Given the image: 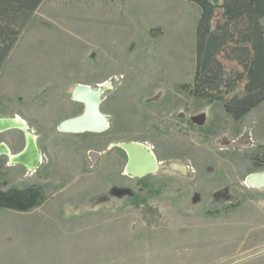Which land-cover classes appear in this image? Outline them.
Masks as SVG:
<instances>
[{"label":"rangeland","instance_id":"1","mask_svg":"<svg viewBox=\"0 0 264 264\" xmlns=\"http://www.w3.org/2000/svg\"><path fill=\"white\" fill-rule=\"evenodd\" d=\"M199 15L184 0L42 2L0 68V119L20 117L43 159L31 175L0 155V191L36 186L46 202L32 217L0 209V264H264V188L245 185L264 172V103L234 122L221 102L181 89ZM110 79L99 107L108 130L59 132L84 110L73 88ZM129 142L186 174L125 176L115 146ZM1 144L18 154L24 134L0 132ZM42 223L59 226L29 228ZM56 242L60 255L42 247Z\"/></svg>","mask_w":264,"mask_h":264},{"label":"trees","instance_id":"2","mask_svg":"<svg viewBox=\"0 0 264 264\" xmlns=\"http://www.w3.org/2000/svg\"><path fill=\"white\" fill-rule=\"evenodd\" d=\"M45 0H0V68L19 36ZM200 15L195 30V67L191 85L182 86L195 99L219 101L238 122L264 103V0H184ZM220 9L219 18L214 22ZM213 23V24H212ZM223 62L237 69L226 74ZM242 85V94H230ZM230 96V97H229ZM46 202L31 186L0 191V209L28 213Z\"/></svg>","mask_w":264,"mask_h":264},{"label":"water","instance_id":"3","mask_svg":"<svg viewBox=\"0 0 264 264\" xmlns=\"http://www.w3.org/2000/svg\"><path fill=\"white\" fill-rule=\"evenodd\" d=\"M81 92L82 97L75 98L74 94ZM106 90L102 91V94H98L97 91L92 90L90 87L85 86H75L71 93V98L73 101L78 102L83 105V113L75 118L65 120L58 125V131L65 134H101L108 129V122L104 115L99 111L101 104V97ZM27 129V128H26ZM21 132L25 137V147L27 144V135L32 137L30 132H26L25 128H20ZM33 138V137H32ZM5 146L0 145V154H4L2 149ZM116 148H119L126 155V164L124 167L125 176H128L133 179H142L150 175H154L159 170H168L171 172L178 173L180 175L186 174V167L179 163L170 162L167 165L160 164L154 154L143 144L129 142L116 145ZM6 149V147H5ZM8 149V148H7ZM8 151V150H7ZM9 152V151H8ZM24 152V151H23ZM20 153L21 154H23ZM7 155V153L5 152ZM4 154V155H5ZM17 157V155H12V158ZM8 165L10 166H21L27 172L35 171L39 162L34 166H26L25 164L19 162H12L11 158L7 156ZM246 185L250 189L260 190L264 188V172L262 173H253L246 178Z\"/></svg>","mask_w":264,"mask_h":264},{"label":"bare ground","instance_id":"4","mask_svg":"<svg viewBox=\"0 0 264 264\" xmlns=\"http://www.w3.org/2000/svg\"><path fill=\"white\" fill-rule=\"evenodd\" d=\"M78 86H85V85H77V87ZM85 87H89V86H85ZM110 89H112V83L106 82L105 84L103 83L102 85L98 86L96 89H92V90L97 91L98 94L101 95L103 90H106V92H107ZM102 96H100V97H102ZM74 97L75 98L77 97V98L80 99L82 97L81 92H79L78 94L75 93ZM74 102H76V101H74ZM76 103H78V102H76ZM20 128H22V129L25 128L26 132H28V130L26 129V123L20 117L16 116L15 118H12V119H8V118L0 119V132H6V131H10V130L21 131ZM31 135H32L33 138L32 137H28V135L26 137V139H27L26 147H24L23 150L20 152V153H22L24 151L23 154H21V155H20V153L15 154V155H17V157L14 156L15 158H12L11 152L9 151V149H7L6 145L3 144L6 147V149L4 147L2 149V152L4 154L6 152L7 155L6 154L5 155L4 154H0V155L1 156H5L6 158H7V156H9L11 158L12 162L13 161L14 162H19V163L25 164L26 166H32V165L34 166L35 164H37V162L40 161L41 154H39V152H38L36 137L33 134H31ZM120 144H122V143H120ZM120 144H118V145H120ZM110 147L112 148L113 145L110 146ZM93 161H95V160L93 159ZM245 185H246V181H245Z\"/></svg>","mask_w":264,"mask_h":264},{"label":"crops","instance_id":"5","mask_svg":"<svg viewBox=\"0 0 264 264\" xmlns=\"http://www.w3.org/2000/svg\"><path fill=\"white\" fill-rule=\"evenodd\" d=\"M18 131V130H17ZM38 148V147H37ZM38 152H39V150H38ZM39 154H40V152H39ZM44 204V203H43ZM42 204V205H43ZM42 205L41 206H39L38 208H35V209H33L32 211H30V212H28V213H22V214H26V215H30V216H28V217H32V216H34V214H36V213H38V214H40V211H39V209L42 207ZM8 211V210H7ZM10 212H14V211H10ZM9 212V213H10ZM44 222V221H43ZM57 226H59L58 224H56ZM57 226H53V227H50V226H48V225H46V224H40V225H38L37 227H36V229L31 225V226H29V228L31 229V230H37V231H39V232H48V231H51V229H53V231H55V229H56V227ZM62 230H63V227H62ZM40 244V242H38V245ZM49 246H51V249H53V250H56L57 251V253L56 254H62V252H64V250H63V248H64V243H58V242H56V243H50V245H49V243H46V245H44V244H42V247H46V248H49ZM59 250H61V252H59ZM63 255H64V253H63ZM62 255V256H63ZM63 258V257H62ZM64 259V258H63ZM62 259V260H63ZM58 262L59 261H61V260H59V259H56ZM65 260V259H64Z\"/></svg>","mask_w":264,"mask_h":264},{"label":"built area","instance_id":"6","mask_svg":"<svg viewBox=\"0 0 264 264\" xmlns=\"http://www.w3.org/2000/svg\"><path fill=\"white\" fill-rule=\"evenodd\" d=\"M114 80L116 81L117 78H114ZM108 82L112 83L113 82V79H110ZM105 84V83H104ZM149 149V148H148ZM150 150V149H149ZM42 159H43V156H41V159H40V163H42ZM34 172H29L28 174H33Z\"/></svg>","mask_w":264,"mask_h":264},{"label":"flooded vegetation","instance_id":"7","mask_svg":"<svg viewBox=\"0 0 264 264\" xmlns=\"http://www.w3.org/2000/svg\"><path fill=\"white\" fill-rule=\"evenodd\" d=\"M73 102H74V101H73ZM74 103H76V102H74ZM95 157H96V156L94 155L93 158L95 159ZM142 179H143V178H142Z\"/></svg>","mask_w":264,"mask_h":264}]
</instances>
